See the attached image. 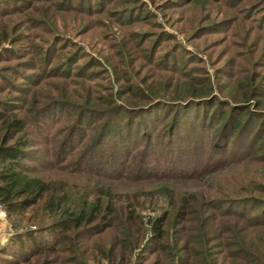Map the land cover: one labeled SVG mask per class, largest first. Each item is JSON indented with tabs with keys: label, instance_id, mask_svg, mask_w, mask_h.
Listing matches in <instances>:
<instances>
[{
	"label": "rangeland",
	"instance_id": "obj_1",
	"mask_svg": "<svg viewBox=\"0 0 264 264\" xmlns=\"http://www.w3.org/2000/svg\"><path fill=\"white\" fill-rule=\"evenodd\" d=\"M262 2L0 0V123L21 122L22 169L64 186L73 206L100 195L114 209L139 205L143 222L200 195L195 215L175 207L164 228L184 230L179 245L200 264L249 257L248 235L264 230L219 214L264 202ZM36 211L6 213L0 245L37 226ZM113 217L111 228L94 217L67 232L61 251L42 261L106 264L98 248L129 242ZM136 245L128 264H154L149 231ZM24 247L0 264H22L20 255L31 263Z\"/></svg>",
	"mask_w": 264,
	"mask_h": 264
},
{
	"label": "trees",
	"instance_id": "obj_2",
	"mask_svg": "<svg viewBox=\"0 0 264 264\" xmlns=\"http://www.w3.org/2000/svg\"><path fill=\"white\" fill-rule=\"evenodd\" d=\"M253 1L256 2L257 0ZM3 38L0 37V41ZM164 101L159 100L156 103ZM5 117L0 123V203L7 215L20 214L21 216V213L26 211L31 212L35 206H39V211H36L35 214L29 217L30 222H37V226L25 228L12 234L4 241V244L0 245V256L5 254L13 257L17 253L16 248H23L25 246L27 255L30 256L29 258L34 257V260L29 263L28 258L20 255L18 257L21 259L22 264H45V257L42 261L41 255L46 256L49 252L61 251V248L64 247L62 244L66 240L71 239L67 232L83 229L84 224H90L94 221V217H99L102 221L101 223L106 222L103 230L111 228L109 223L112 216H114L113 218L115 219H123V221L117 220L116 225H120L121 229L123 228L124 236L129 242H117L115 245L117 252L112 246L106 249L103 247L98 248L97 250L105 258L106 264H128L133 251L138 248L137 242L142 239L143 235H146L147 231H149V235L153 239L151 252L155 253L154 264H200V261L195 260L194 256H192L193 254L188 252L189 247L186 241L181 242L179 245L183 237L180 234H183L184 230L180 233L179 230L169 231L170 227L167 230L164 228L173 221L176 213L172 211L175 207H177L176 210L181 208L186 214H190L191 212L192 215H195L196 212L189 210H192V205L197 207L203 204L201 201H198L200 195L193 196L191 199L180 198L179 200L171 201L169 205L171 207L168 211L160 216L146 219L144 222L142 218H137L135 215V211L139 205L133 204L131 207H129L130 205H126V207L114 209L113 203L110 200L102 205L103 203L100 198H104L107 195H100L103 197L95 196L88 202L89 206L86 203L83 204L82 201H79L81 203H77V205H70L73 201H69L68 191L64 186L53 188L43 178L31 176L26 170L22 169L18 160L25 152L24 148L29 146V141L20 140L19 137L15 138L22 126L20 120L15 118V115L13 118ZM12 139L13 141L7 144L8 140ZM63 193H65V196L56 197ZM229 199H245V197H230ZM210 203L211 200L208 204ZM263 203L260 201L258 203L259 207L254 212L243 209L231 210L226 207L219 215L222 214L225 217L231 218L233 226H236L237 220L241 219L245 223L246 230L251 229L253 230L252 233H256L257 231L255 230L257 229L264 230ZM208 204L206 206H209ZM211 206L213 208L216 207L215 205ZM100 208L101 210H99ZM45 218L49 222L41 225V222ZM166 221L168 223H165ZM141 222L147 224V226L149 224V229L141 226ZM192 228L194 227H186L187 230ZM248 237L250 238L245 243V247L252 248L253 252L251 255L249 257H236L238 261L232 260L229 264H264L263 231L261 234H250ZM27 242H31L30 245L26 246ZM69 248H72V244H69ZM180 251H182V255L179 257L178 252ZM215 258L211 257L209 259L210 264H216L217 258ZM4 264L18 263L12 259H8L4 261Z\"/></svg>",
	"mask_w": 264,
	"mask_h": 264
},
{
	"label": "built area",
	"instance_id": "obj_3",
	"mask_svg": "<svg viewBox=\"0 0 264 264\" xmlns=\"http://www.w3.org/2000/svg\"><path fill=\"white\" fill-rule=\"evenodd\" d=\"M5 222H6V212L2 204L0 203V224Z\"/></svg>",
	"mask_w": 264,
	"mask_h": 264
}]
</instances>
